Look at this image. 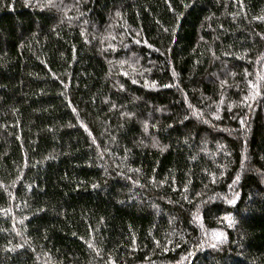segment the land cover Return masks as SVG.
Segmentation results:
<instances>
[{"label": "trees", "instance_id": "16d2710c", "mask_svg": "<svg viewBox=\"0 0 264 264\" xmlns=\"http://www.w3.org/2000/svg\"><path fill=\"white\" fill-rule=\"evenodd\" d=\"M0 264H264V0H0Z\"/></svg>", "mask_w": 264, "mask_h": 264}]
</instances>
